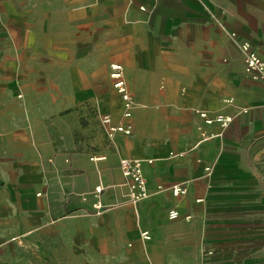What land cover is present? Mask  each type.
Returning <instances> with one entry per match:
<instances>
[{"label":"crops","instance_id":"0c3cea01","mask_svg":"<svg viewBox=\"0 0 264 264\" xmlns=\"http://www.w3.org/2000/svg\"><path fill=\"white\" fill-rule=\"evenodd\" d=\"M246 45L264 61V0H0V264H264V84ZM62 48L91 49V96ZM114 63L131 118L98 87ZM104 112L133 132L110 134ZM122 158L143 161L146 199Z\"/></svg>","mask_w":264,"mask_h":264},{"label":"built area","instance_id":"2783aa9c","mask_svg":"<svg viewBox=\"0 0 264 264\" xmlns=\"http://www.w3.org/2000/svg\"><path fill=\"white\" fill-rule=\"evenodd\" d=\"M246 52V65L249 70H256L260 72L259 77L261 78L264 84V61L259 57L258 53L251 48L249 45L243 47ZM110 76L113 80V84L117 92L119 93L123 104H124V116H132V104H133V95L129 90L128 83L125 79V68L122 64L114 63L111 66ZM212 119H208V122H211ZM215 121H218L224 125H228L232 122V117L228 115H219L215 118ZM104 123L109 127V133H123L130 135L133 132L131 124H121L113 125L111 124V119L105 118ZM103 159V158H101ZM120 169L123 175L130 180L129 183V194L130 200L133 203H136L142 199H146L148 196L147 190V181L143 171V161L140 159L133 158H122L120 161ZM103 186L99 185L95 192L99 196L103 192ZM173 193L175 195L185 194L186 189L179 184L173 186ZM97 210L103 209V205L100 201L94 206ZM172 217L178 216L177 211H172L170 214ZM147 237V234H145Z\"/></svg>","mask_w":264,"mask_h":264},{"label":"rangeland","instance_id":"374dc122","mask_svg":"<svg viewBox=\"0 0 264 264\" xmlns=\"http://www.w3.org/2000/svg\"><path fill=\"white\" fill-rule=\"evenodd\" d=\"M38 51H42V52H46L48 50H38ZM50 51V50H49ZM91 49L89 48H78V49H70V50H63L62 49H56V50H51V55L59 58V59H67L69 61V68L72 67H76L77 66V72H75V84L78 85L79 87H81V89H84L87 93L90 94L91 96V91L92 88L94 86H96V84H93L94 82H92V74H91V70L90 67L91 65H87L84 63H79V58H85V57H90L91 55ZM109 66L110 65H106V66H102V71H101V81L99 84V90H101L102 96L106 93L108 95L109 93V89L112 90L113 96H104V102L105 103H110L111 101H113V105L114 107L119 110V106H120V102L118 100L117 94L115 92V87L112 84V81L109 77ZM88 68V70L82 69V68ZM109 80V81H107ZM74 87V82H73V75L72 73L68 74V79L66 80V88L71 90ZM71 99L73 98V96L70 97ZM110 101V102H109ZM91 104L92 102H86L85 105L88 107H90V112L88 114H86L85 116V120L88 121H92L93 120V114L91 112ZM107 113L104 112V114L102 113L100 121L103 123L105 118H108ZM108 125V124H107Z\"/></svg>","mask_w":264,"mask_h":264}]
</instances>
